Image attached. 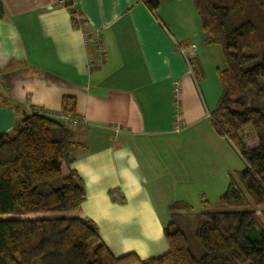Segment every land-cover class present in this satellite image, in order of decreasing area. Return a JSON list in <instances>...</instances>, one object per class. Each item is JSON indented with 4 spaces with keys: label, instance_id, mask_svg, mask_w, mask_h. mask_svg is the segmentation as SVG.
<instances>
[{
    "label": "crops",
    "instance_id": "0c3cea01",
    "mask_svg": "<svg viewBox=\"0 0 264 264\" xmlns=\"http://www.w3.org/2000/svg\"><path fill=\"white\" fill-rule=\"evenodd\" d=\"M0 1V136L36 112L57 115L72 100L87 121L71 166L86 192L77 216L95 224L116 258L166 255L171 206L201 214L244 162L211 119L218 101L206 73L225 63L219 47L205 44L194 1L157 0L156 12L147 0ZM67 5L86 29L74 27ZM93 33L106 50L100 68L91 67L98 48L85 41ZM12 218L30 219L0 216Z\"/></svg>",
    "mask_w": 264,
    "mask_h": 264
},
{
    "label": "trees",
    "instance_id": "16d2710c",
    "mask_svg": "<svg viewBox=\"0 0 264 264\" xmlns=\"http://www.w3.org/2000/svg\"><path fill=\"white\" fill-rule=\"evenodd\" d=\"M193 1L205 44L219 47L225 63L218 72L222 95L211 119L247 167L195 217L197 254L189 247L181 214L191 207L177 203L164 231L166 255L146 261L135 254L116 258L95 224L77 216L86 192L71 166L84 149L78 141L83 126L72 128L58 114L36 112L0 136V216L50 217L0 220V264H264V0ZM146 4L152 12L159 8L157 0ZM67 8L79 28L78 12ZM2 11L0 1V16ZM258 45L259 54H245ZM250 64L255 65L246 69ZM67 113L76 116L68 99L59 114ZM247 130L257 138L254 148L245 145Z\"/></svg>",
    "mask_w": 264,
    "mask_h": 264
},
{
    "label": "rangeland",
    "instance_id": "374dc122",
    "mask_svg": "<svg viewBox=\"0 0 264 264\" xmlns=\"http://www.w3.org/2000/svg\"><path fill=\"white\" fill-rule=\"evenodd\" d=\"M264 13V12H263ZM264 17V16H263ZM258 48H254V49H248L245 51L246 55H257L259 54V52H257V50H260L262 48L261 45H258ZM264 48V45H263ZM263 53H261L259 55V60L256 61V63H258V61L260 62V58L262 57ZM255 63V64H256ZM255 64H250L247 65L245 68L246 69H250L252 67H254ZM208 80V91L209 93L212 95V99L213 100H217L219 102L221 95H222V87L219 81V77L218 74H216V72H214V70L206 73V81ZM244 140H245V145L249 148H254L257 146L258 142H257V138L254 135V133L251 130H247V133L244 135ZM238 165H236L238 168H241L240 172H243L246 170V165L244 162H241L240 160L237 162ZM235 175V173H234ZM212 205V204H211ZM194 213L189 212L188 214H184L183 216L185 217V221H186V225L184 227V230L186 232V235L188 236V240H189V247L192 250V252L194 254H197V248L198 245L196 244V241L194 240V232H195V220H194V216L199 213L200 211L194 210ZM30 219H41V218H48L50 217V215H29ZM198 249H200L198 247Z\"/></svg>",
    "mask_w": 264,
    "mask_h": 264
},
{
    "label": "built area",
    "instance_id": "2783aa9c",
    "mask_svg": "<svg viewBox=\"0 0 264 264\" xmlns=\"http://www.w3.org/2000/svg\"><path fill=\"white\" fill-rule=\"evenodd\" d=\"M79 21V19H78ZM80 22V29L84 30L86 29V24L82 23V20L79 21ZM85 41L87 43H93L95 44V46L98 48V52L100 54V58L97 60H93L91 63V67H96V68H100L103 63L106 61V50L105 48L102 46L101 44V38L99 36L98 33H93L91 35H86L85 36ZM196 51V45H190V47L188 48V56H187V60L189 63L192 62L193 58H194V53ZM182 53L184 54V51H182ZM181 93V86L178 82H176L174 84V96H175V101L174 104L175 106H179V95ZM60 121H62L65 125L72 127V128H78L80 126H86L87 125V121L85 118L83 117H79V116H74L70 113L67 114H58V116H56ZM113 131L115 132V134H118L120 131L119 128H114Z\"/></svg>",
    "mask_w": 264,
    "mask_h": 264
}]
</instances>
